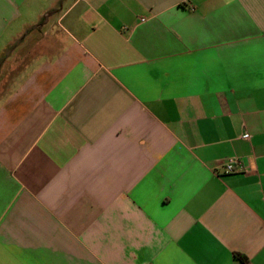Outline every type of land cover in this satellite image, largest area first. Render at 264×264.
Here are the masks:
<instances>
[{"label": "crops", "instance_id": "0c3cea01", "mask_svg": "<svg viewBox=\"0 0 264 264\" xmlns=\"http://www.w3.org/2000/svg\"><path fill=\"white\" fill-rule=\"evenodd\" d=\"M0 264H264V0H0Z\"/></svg>", "mask_w": 264, "mask_h": 264}, {"label": "built area", "instance_id": "2783aa9c", "mask_svg": "<svg viewBox=\"0 0 264 264\" xmlns=\"http://www.w3.org/2000/svg\"><path fill=\"white\" fill-rule=\"evenodd\" d=\"M243 139H247L248 135L245 134L242 136ZM242 167L241 162L238 158L231 157L227 159L225 164L223 165V173L224 174H233L236 173L238 169Z\"/></svg>", "mask_w": 264, "mask_h": 264}]
</instances>
